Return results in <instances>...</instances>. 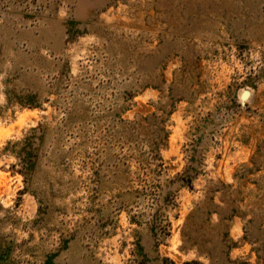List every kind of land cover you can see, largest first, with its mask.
Wrapping results in <instances>:
<instances>
[{
  "label": "rangeland",
  "instance_id": "obj_1",
  "mask_svg": "<svg viewBox=\"0 0 264 264\" xmlns=\"http://www.w3.org/2000/svg\"><path fill=\"white\" fill-rule=\"evenodd\" d=\"M0 264H264V0H0Z\"/></svg>",
  "mask_w": 264,
  "mask_h": 264
},
{
  "label": "water",
  "instance_id": "obj_2",
  "mask_svg": "<svg viewBox=\"0 0 264 264\" xmlns=\"http://www.w3.org/2000/svg\"><path fill=\"white\" fill-rule=\"evenodd\" d=\"M247 92H243V94H242V99H245L246 97H247Z\"/></svg>",
  "mask_w": 264,
  "mask_h": 264
}]
</instances>
